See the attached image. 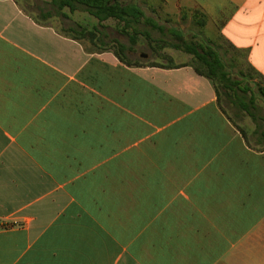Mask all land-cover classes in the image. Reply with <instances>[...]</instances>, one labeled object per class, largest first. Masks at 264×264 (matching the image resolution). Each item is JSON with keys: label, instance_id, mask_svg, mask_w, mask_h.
<instances>
[{"label": "crops", "instance_id": "crops-1", "mask_svg": "<svg viewBox=\"0 0 264 264\" xmlns=\"http://www.w3.org/2000/svg\"><path fill=\"white\" fill-rule=\"evenodd\" d=\"M162 1L264 85V0ZM46 8L0 0V264H264V114L245 128L190 62L127 65Z\"/></svg>", "mask_w": 264, "mask_h": 264}, {"label": "trees", "instance_id": "trees-1", "mask_svg": "<svg viewBox=\"0 0 264 264\" xmlns=\"http://www.w3.org/2000/svg\"><path fill=\"white\" fill-rule=\"evenodd\" d=\"M48 4L49 8L40 10L41 17L59 16L67 18L68 14L65 12L67 8L70 13L82 10L94 16L100 27H104L102 22L107 19L116 20L117 31L128 37L129 45L113 39L116 46L112 48L115 55L127 65H140L139 62L128 59L125 51L137 44L139 37L142 36L151 50H162L169 47L190 54L192 56L190 65L194 71L212 81L218 103L224 97L227 102L245 111L252 118H255L256 112L260 110L257 99L262 98L264 100V85L260 80V75L254 69L249 66L251 72L259 80L254 82V86H251L249 80L253 78L252 75L237 68L232 58L227 59L228 52L226 49L202 33L198 36L193 34V40H188L182 31L169 27L171 40L154 37L151 30H158L162 35L164 27L152 16L146 15L138 0H49ZM193 16L197 25L203 26L205 24L206 16L200 9H194ZM140 25H147L149 28H141ZM62 28L65 33L73 38L86 39L92 44L96 43V40L101 41V32L97 25L92 29L81 25ZM228 47L235 53H240L230 44ZM147 65L155 66L159 63L147 62ZM235 69L236 71H234Z\"/></svg>", "mask_w": 264, "mask_h": 264}, {"label": "rangeland", "instance_id": "rangeland-1", "mask_svg": "<svg viewBox=\"0 0 264 264\" xmlns=\"http://www.w3.org/2000/svg\"><path fill=\"white\" fill-rule=\"evenodd\" d=\"M49 0H21L22 5L32 11L33 13H38V7H49L47 4ZM139 4L144 9L146 15L152 16L154 19L158 21L160 25L164 27V32L161 35L158 30H151V33L154 37H163L166 40H171L170 32L168 31L169 27L176 28L182 31L188 40H193L192 35L203 34L204 28L202 26L197 25L194 22L193 10L192 8H183V7H173L172 5L165 4L162 0H138ZM65 12L68 14L67 18L53 16L51 22L57 27H69L75 26V23L78 22L84 27L88 29H92V25H96L97 21L95 18L82 10H76L74 12H69L68 9H65ZM104 25L100 29L101 31V47H115L114 40H119L120 42L128 45V37L126 35H122L117 31V22L114 19H108ZM141 28H149L147 25H140ZM86 40V39H85ZM139 42L135 44L132 48L134 50L127 51V56L131 60L135 61H146V62H156V63H175V62H191L192 56L183 50H177L174 48L167 47V50H151L147 44L145 39L140 36ZM217 43H219L224 49H226L227 59L232 58L234 64H236L237 68L242 69L245 73L251 74L252 79L249 80L251 86H254V82L259 80L250 70L248 63L243 56V54L235 53L231 48L228 47L225 41L220 39H215ZM86 45L89 44L88 41H85ZM144 55V56H143ZM236 71V69L234 70ZM255 88V87H254ZM257 104L260 107V113L264 114V100L262 98L257 99ZM221 105L224 107L228 115L232 117L236 122L244 126L255 127V123L253 120L240 109H237L235 106L231 105L226 101L224 97L221 99Z\"/></svg>", "mask_w": 264, "mask_h": 264}]
</instances>
